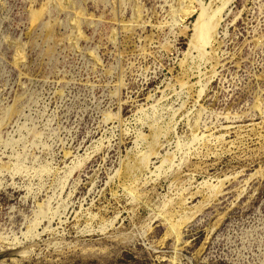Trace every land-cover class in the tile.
I'll list each match as a JSON object with an SVG mask.
<instances>
[{
    "label": "rangeland",
    "instance_id": "rangeland-1",
    "mask_svg": "<svg viewBox=\"0 0 264 264\" xmlns=\"http://www.w3.org/2000/svg\"><path fill=\"white\" fill-rule=\"evenodd\" d=\"M0 264H264V0H0Z\"/></svg>",
    "mask_w": 264,
    "mask_h": 264
},
{
    "label": "bare ground",
    "instance_id": "bare-ground-1",
    "mask_svg": "<svg viewBox=\"0 0 264 264\" xmlns=\"http://www.w3.org/2000/svg\"><path fill=\"white\" fill-rule=\"evenodd\" d=\"M202 14H201V16H200V18H199V20H198V26H199V30H200V34H201V36H202V44L200 45V47L202 46V45H204V44H206V43H208V41H207V39H208V35H209V33H211L210 31L211 30H213L212 28L210 29V18H209V16H207L206 15V13L203 11V9H202ZM194 31H196V30H194ZM194 33H196V32H194ZM195 35V34H194ZM200 36V37H201ZM198 40V39H197ZM197 40H195V41H197ZM200 42V41H199ZM198 43V42H197ZM199 45V44H198ZM205 46V45H204ZM196 47H198V46H196ZM203 47V46H202ZM199 50V49H198ZM201 50H203L202 48H201ZM204 51V50H203ZM137 166V165H136ZM138 167V166H137ZM141 168V167H140ZM135 169H137V168H135ZM127 171V170H126ZM134 171V170H133ZM127 173L128 174H130L131 173V171L130 170H128L127 171ZM133 173V172H132ZM142 174V173H141ZM131 176V175H130ZM128 179H129V177H128ZM129 187V186H128ZM177 227V226H176ZM172 230V229H171ZM167 233V232H166Z\"/></svg>",
    "mask_w": 264,
    "mask_h": 264
}]
</instances>
